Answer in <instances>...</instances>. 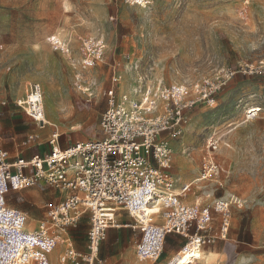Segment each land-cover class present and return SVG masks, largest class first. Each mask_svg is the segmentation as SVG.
I'll use <instances>...</instances> for the list:
<instances>
[{"label": "rangeland", "instance_id": "1", "mask_svg": "<svg viewBox=\"0 0 264 264\" xmlns=\"http://www.w3.org/2000/svg\"><path fill=\"white\" fill-rule=\"evenodd\" d=\"M52 35L65 40L70 52L56 50L49 41ZM88 38L104 40L106 46L103 59L84 68ZM260 61L264 0H150L147 5L129 0H0V108L2 101L16 105L22 130L36 128L30 134L40 135L22 144L24 149L49 153V139L57 130L66 146L100 137L111 88L120 95L145 85H220L215 103L189 108L183 134L170 138V174L178 193L189 186L182 194L185 203L207 205L224 197L243 205L233 206L226 240L203 246L199 259L189 246V256L177 264H264V67L259 73L250 71ZM77 74L91 87V98L75 85ZM34 82L44 91L48 124L43 129L14 103ZM252 106L262 111L247 120L245 111ZM214 141L217 146L210 145ZM211 160L217 169L202 178ZM56 194L62 196L61 190ZM22 199L14 190L8 193L10 203ZM29 216L35 226L45 210L42 216ZM89 227L86 216L71 230L81 249ZM115 236H107L102 253L117 264H137L133 231L127 228ZM187 242L174 238L162 256L169 246L181 250ZM63 251L60 242L50 264H61Z\"/></svg>", "mask_w": 264, "mask_h": 264}, {"label": "built area", "instance_id": "2", "mask_svg": "<svg viewBox=\"0 0 264 264\" xmlns=\"http://www.w3.org/2000/svg\"><path fill=\"white\" fill-rule=\"evenodd\" d=\"M49 41L56 50L70 52L69 44L58 35L50 36ZM84 44L81 65L95 66L103 59L106 44L91 38ZM253 67L252 73L263 71L264 61ZM208 84L145 85L120 95L111 88L106 93L108 107L100 117L102 135L63 147L57 130L49 139L51 151L45 155L12 158L0 143V264H50V255L60 242L64 245L61 264H110L101 254V247L108 229L121 226L117 220L120 211L132 218L128 226L142 233L135 243L140 262L157 261L170 234L188 239L177 254L188 246L203 247L226 240L232 229L233 206L241 207L243 203L224 197L207 205L185 203L182 194L189 186L178 193L170 174V138L183 134L189 108L215 103L220 85L208 89ZM75 85L89 98L93 96L80 74L76 75ZM16 102L33 122L45 128L48 120L40 83H32L27 95ZM261 111L260 106L249 107L245 118L254 119ZM37 137L29 134L23 144ZM210 145L217 146V141ZM215 169L217 165L209 161L202 178H208ZM40 181L67 195L58 204L44 205L45 218L32 226L29 214L9 203L8 193ZM86 216L90 218L87 247L80 250L71 230Z\"/></svg>", "mask_w": 264, "mask_h": 264}, {"label": "crops", "instance_id": "3", "mask_svg": "<svg viewBox=\"0 0 264 264\" xmlns=\"http://www.w3.org/2000/svg\"><path fill=\"white\" fill-rule=\"evenodd\" d=\"M14 103L16 104V100H14ZM2 104H4L5 106L3 108H0V143H1V145L9 151L10 156L12 158H14L16 156H22L25 158H30L35 154H41L38 152L31 151L32 149H30V148L24 149V147L22 145L23 140H20V138L22 137L23 134H25V136H28L31 133V131H37L36 128L25 129L23 131L22 127H21L22 124L19 122V120H20L19 116L20 115L18 114V109H17L16 105L15 106L10 105V104L6 103V101H2ZM29 121L31 122L30 119H29ZM37 135H38V137L40 136L39 134H37ZM76 140H79V139H76ZM61 145L63 147H67L66 143L61 144ZM50 151H51V146H50ZM45 154H48V153H45ZM45 154H41V155H45ZM177 190L178 189H176V191ZM61 192H62V196L57 198V196H56L57 195L56 194L57 188H53V186H51L45 182L40 181V182L36 183L34 185V187L31 189L14 190V193H16V195L21 196L23 199L20 201H16V202L13 201V202H11V203L9 202V203L12 206H15L19 209L26 211L31 216L38 217V216H42V212L44 211V205H46L47 203L58 204L62 200H64L67 193L63 192V191H61ZM32 204L35 205L36 208L31 207ZM117 220H118V223L121 224V226H114V227L109 228L107 231V236L109 235V237H116L115 236L116 233H118V235H120V234H123L125 229H127V228L131 229L133 231V235H134L133 247H134V256L136 258V263L137 264H144L145 262H140L137 259L136 248H135L136 241L140 240V238L142 236L141 231L138 229H133L131 226H128V224L133 223V220L124 211L118 212ZM122 228H125V229H122ZM114 229H118V231H115ZM177 237H179V235L170 234L166 239L165 248H166L167 244L171 245L174 241V238H177ZM74 239H75V237H74ZM106 239H107V237H106ZM104 241H103V243H104ZM103 243H102V247H101V254L109 260L110 264H117V262L115 261L116 259H113V257L109 258V256L104 255L102 253ZM75 244H76V242H75ZM76 247H77V244H76ZM86 247H87V237H86L85 248L84 247L82 249L79 247H77V248L80 250H85ZM209 248L212 251L215 250V246L214 247L210 246ZM177 249L178 248H176V246H173V247L169 246L166 250V253L164 254V256H162V258L160 259L158 264H174L177 262L178 258L184 257V256L186 258V254H187L188 250H190L191 248L188 246V247L184 248L182 250V252L179 254H177V252L179 251ZM164 252H165V250H164ZM118 255H119V253L114 254L115 257ZM52 258H53L52 255H50V263L52 261ZM172 258H173V260H171ZM194 259H197V258H194ZM146 262H148V261H146ZM154 262L155 261L151 262L150 264H153ZM167 262H169V263H167Z\"/></svg>", "mask_w": 264, "mask_h": 264}, {"label": "bare ground", "instance_id": "4", "mask_svg": "<svg viewBox=\"0 0 264 264\" xmlns=\"http://www.w3.org/2000/svg\"><path fill=\"white\" fill-rule=\"evenodd\" d=\"M47 119V118H46ZM176 190V189H175ZM178 192V191H177ZM140 216H142L143 215V212L142 211H139V212H137ZM193 248V247H192ZM202 247H195V253H194V257L195 258H197V259H199V258H201L202 257ZM189 254H190V251L188 250V252H187V254H186V257L187 256H189ZM183 259L185 258V256L184 257H182ZM181 257L180 258H178V260H177V262H179V260H181L182 259ZM182 259V260H183ZM177 262L176 263H174V264H177Z\"/></svg>", "mask_w": 264, "mask_h": 264}]
</instances>
